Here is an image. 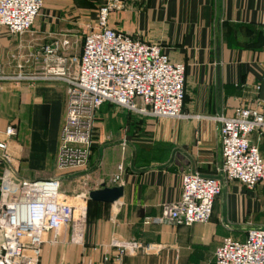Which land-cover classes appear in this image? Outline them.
<instances>
[{
	"label": "crops",
	"instance_id": "obj_1",
	"mask_svg": "<svg viewBox=\"0 0 264 264\" xmlns=\"http://www.w3.org/2000/svg\"><path fill=\"white\" fill-rule=\"evenodd\" d=\"M43 1L32 35L11 36L0 29V68L7 76L38 74L37 64L17 66L54 39L71 43L82 25L84 1ZM122 1L123 9L109 15V27L158 44L173 62L185 65L187 117L145 118L105 103L94 114L86 164L61 168L57 156L66 85L3 82L0 139L8 125L15 126L16 135L7 139L11 164L1 165L0 171L9 167L21 179H58L62 200L83 210L69 233L65 228L45 236L39 264H113V240L140 245L122 264H215L223 238L244 240L247 230L264 229V184L248 190L221 176L219 124L213 119L264 101V0ZM71 9L79 22L61 25L65 20L57 15ZM70 48L79 57L81 48L77 54ZM250 139L263 158L264 134ZM190 171L221 182L209 222L182 226L159 221L161 207L179 199L181 177ZM102 186H119L122 196L113 204L89 200V192Z\"/></svg>",
	"mask_w": 264,
	"mask_h": 264
},
{
	"label": "built area",
	"instance_id": "obj_2",
	"mask_svg": "<svg viewBox=\"0 0 264 264\" xmlns=\"http://www.w3.org/2000/svg\"><path fill=\"white\" fill-rule=\"evenodd\" d=\"M94 23L88 24L79 57L68 51V39H54L39 52L24 59L37 64L35 75L7 76L0 68V83L15 80L46 81L66 85V118L60 131L58 167L86 164L94 114L103 104L115 105L129 113L154 119L186 118V68L173 62L163 48L113 30L109 15L123 9L122 0H100ZM42 0H0V29L21 37L31 31L40 16ZM76 62L75 70H71ZM257 86V90H258ZM219 124L222 165L227 181L248 190L264 182V159L250 136L264 134V101L240 106L230 117L213 118ZM0 139V166L11 164L7 139L15 137L14 125ZM121 149H125L122 142ZM119 172L122 167H118ZM119 181V173L112 178ZM221 192L217 177L190 171L181 177L177 201L161 207L159 221L192 226L209 222L215 198ZM76 209L60 195L58 179L28 180L9 167L0 171V264H39L45 236L57 235L75 219ZM149 223L147 219L146 224ZM113 264L140 247L135 241L113 240ZM107 260V259H105ZM215 264H264V229H249L244 240L225 237L214 253Z\"/></svg>",
	"mask_w": 264,
	"mask_h": 264
},
{
	"label": "rangeland",
	"instance_id": "obj_3",
	"mask_svg": "<svg viewBox=\"0 0 264 264\" xmlns=\"http://www.w3.org/2000/svg\"><path fill=\"white\" fill-rule=\"evenodd\" d=\"M78 1H84L86 9L83 12V14H81L82 18H80V21H82V25L77 26V31L74 33V36L70 39L71 40L70 50H71V52H73L75 54H77L80 51V48L82 45V39H83V37L87 31V26H88V24L93 23L92 22L93 19L94 20L96 19L97 9L100 6V0H74V2H78ZM43 6H44V1L42 0V8H43ZM41 11H42V9H41ZM75 14L76 13L74 12V9H71L68 12L63 10V12H61V14H58L57 17H58V19H60V17H61L63 20H65V21H63V23H60L61 25L68 24L70 26L71 25L70 23H72V22H77V23L79 22V20L76 21L78 16H76ZM39 22H40V17L38 18L37 22L35 23L34 27L31 30V32H28L27 34H25V36L32 35V32L36 30V27H38L37 25ZM55 22H57V20H55ZM71 26H73V24ZM39 63H40V61L37 62L38 66H39ZM75 66H76V62H74L71 66L72 71L75 70ZM39 68H40V66H39ZM122 114H126V113L123 112V113H121V115ZM262 184H264V182ZM77 212L78 211H76V214H77ZM80 215L81 214H78V219L80 218ZM78 219H75L73 222L71 221V223L68 224V226H67L68 233L70 232V229H72L75 226V223L77 222ZM230 237L233 239L236 238V236H230ZM78 264H81V262ZM88 264H90V263H88Z\"/></svg>",
	"mask_w": 264,
	"mask_h": 264
},
{
	"label": "water",
	"instance_id": "obj_4",
	"mask_svg": "<svg viewBox=\"0 0 264 264\" xmlns=\"http://www.w3.org/2000/svg\"><path fill=\"white\" fill-rule=\"evenodd\" d=\"M123 193V189L119 186L107 188L102 186V189L91 191L88 194V199L91 201L113 204L115 203Z\"/></svg>",
	"mask_w": 264,
	"mask_h": 264
},
{
	"label": "bare ground",
	"instance_id": "obj_5",
	"mask_svg": "<svg viewBox=\"0 0 264 264\" xmlns=\"http://www.w3.org/2000/svg\"><path fill=\"white\" fill-rule=\"evenodd\" d=\"M82 213H83V210L82 209H80V211H78L77 214L75 212L73 219H78V214H82Z\"/></svg>",
	"mask_w": 264,
	"mask_h": 264
},
{
	"label": "trees",
	"instance_id": "obj_6",
	"mask_svg": "<svg viewBox=\"0 0 264 264\" xmlns=\"http://www.w3.org/2000/svg\"><path fill=\"white\" fill-rule=\"evenodd\" d=\"M100 2H101V1H100ZM185 100H186V97H185ZM184 103H185V101H184ZM105 263L108 264V263H110V261H106Z\"/></svg>",
	"mask_w": 264,
	"mask_h": 264
}]
</instances>
